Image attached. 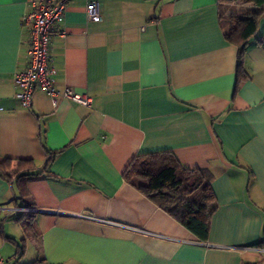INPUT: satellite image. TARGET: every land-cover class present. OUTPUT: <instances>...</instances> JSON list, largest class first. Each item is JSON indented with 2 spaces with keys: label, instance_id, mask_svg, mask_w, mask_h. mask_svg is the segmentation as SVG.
Returning a JSON list of instances; mask_svg holds the SVG:
<instances>
[{
  "label": "crops",
  "instance_id": "obj_1",
  "mask_svg": "<svg viewBox=\"0 0 264 264\" xmlns=\"http://www.w3.org/2000/svg\"><path fill=\"white\" fill-rule=\"evenodd\" d=\"M30 1L0 0V160L10 159L9 178L0 174L2 255L22 264H264V43L250 40L239 79L219 0H65L52 76L58 91L92 103H54L37 85L26 109L13 78L29 64ZM92 1L97 21L86 17ZM153 153L205 174L211 204L197 212L209 222L206 240L135 187L148 177L126 178ZM30 215L26 234L14 218Z\"/></svg>",
  "mask_w": 264,
  "mask_h": 264
},
{
  "label": "trees",
  "instance_id": "obj_2",
  "mask_svg": "<svg viewBox=\"0 0 264 264\" xmlns=\"http://www.w3.org/2000/svg\"><path fill=\"white\" fill-rule=\"evenodd\" d=\"M236 0H219L220 4L234 3ZM254 7L245 10L239 16H229L224 21L222 7L221 20L224 28L229 26L227 37L229 41L238 47V78L247 77L244 59L250 40L255 38L257 42L264 43V40L257 38L259 20L264 14V0H253ZM32 165L30 160H22ZM10 159L0 160V174L9 178ZM33 171V170H32ZM26 172L28 175H36L33 172ZM15 172H18L16 170ZM39 174V173H37ZM21 175V174H20ZM21 177V176H19ZM135 177H148L149 184H135V187L142 191L163 210L181 222L188 230L201 240H206L209 233V222L207 218L201 217L197 210V204L188 198L194 190H197L206 181L205 174L200 170L183 168L178 160L169 154L153 153L136 158L126 172V178L132 181ZM212 210H209L211 213ZM26 234H29L34 227L32 215L23 219L15 217Z\"/></svg>",
  "mask_w": 264,
  "mask_h": 264
},
{
  "label": "built area",
  "instance_id": "obj_3",
  "mask_svg": "<svg viewBox=\"0 0 264 264\" xmlns=\"http://www.w3.org/2000/svg\"><path fill=\"white\" fill-rule=\"evenodd\" d=\"M67 3L65 0H31L29 9L22 17V23L29 29V64L14 74L15 98L26 109L32 106L33 93L40 85L52 97H65L84 106H90L92 97L87 93H78L67 87L58 91L53 78L54 70L50 66L52 42L59 32L58 25L64 20ZM88 20L97 21L101 18L99 4L96 1L86 6ZM61 34L64 32L61 31ZM33 211V208H22ZM91 217L89 215H83ZM0 264H22L18 259H6L0 252Z\"/></svg>",
  "mask_w": 264,
  "mask_h": 264
},
{
  "label": "rangeland",
  "instance_id": "obj_4",
  "mask_svg": "<svg viewBox=\"0 0 264 264\" xmlns=\"http://www.w3.org/2000/svg\"><path fill=\"white\" fill-rule=\"evenodd\" d=\"M254 2L252 0H236L234 3H225L222 4V13H223V19L224 21H228L229 16H239L242 14L245 10L249 8L254 7ZM226 30L229 31V26H226ZM133 182L137 185L139 184H147L146 181H140V180H133ZM188 198L194 201L197 204L198 209H202L206 204L210 206L211 200L209 199L208 195L203 191L202 188H199L197 190H194L190 195H188ZM210 200V202L207 203L206 200Z\"/></svg>",
  "mask_w": 264,
  "mask_h": 264
}]
</instances>
